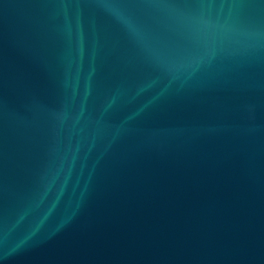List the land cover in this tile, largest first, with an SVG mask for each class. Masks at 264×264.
<instances>
[{
  "label": "water",
  "instance_id": "obj_1",
  "mask_svg": "<svg viewBox=\"0 0 264 264\" xmlns=\"http://www.w3.org/2000/svg\"><path fill=\"white\" fill-rule=\"evenodd\" d=\"M0 264H264V0H0Z\"/></svg>",
  "mask_w": 264,
  "mask_h": 264
}]
</instances>
